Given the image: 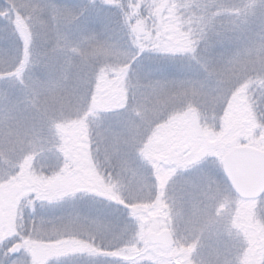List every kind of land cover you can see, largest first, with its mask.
Instances as JSON below:
<instances>
[{
	"label": "rangeland",
	"instance_id": "374dc122",
	"mask_svg": "<svg viewBox=\"0 0 264 264\" xmlns=\"http://www.w3.org/2000/svg\"><path fill=\"white\" fill-rule=\"evenodd\" d=\"M205 4L216 5L219 17L209 32L212 46L204 53L211 58L208 71L187 56L153 64L151 78L168 81L166 89L137 97L143 111L134 116L101 121L80 100V82L90 68L82 62L84 50L75 43L57 47L54 31L36 36L34 47L48 54L34 57L18 77L5 79L3 69L6 57L20 46L13 24L22 20L31 27V7L87 5L82 22L87 30L109 35L118 11L101 0L94 5L89 0H0V240L14 235L17 210L33 186L45 178L60 179L71 166L91 176L97 191H83L50 214L86 217L100 254L67 257L61 264H119L104 253L109 244L132 239L128 229L136 227L134 213L158 217L156 232L171 231L173 249L155 247L175 264H264V196L240 199L220 164L233 146L264 150V92L258 90L255 72L245 79L228 63L255 49L259 67L264 4L168 0L158 19L173 29L181 22L194 28L190 18L200 13L193 6ZM249 5L255 14L233 30ZM70 38L78 41L80 33L73 30ZM218 76L225 81L219 91ZM127 108L118 103L107 111L119 114ZM109 190L111 195H105ZM24 248L37 260L47 253L39 243Z\"/></svg>",
	"mask_w": 264,
	"mask_h": 264
},
{
	"label": "snow or ice",
	"instance_id": "6c2138e0",
	"mask_svg": "<svg viewBox=\"0 0 264 264\" xmlns=\"http://www.w3.org/2000/svg\"><path fill=\"white\" fill-rule=\"evenodd\" d=\"M96 4L97 0H89ZM110 8L118 11L115 18L116 29L109 35L89 32L84 18L88 13L87 5L75 9L57 5L31 7V27L24 21L13 24V34L20 46L16 54L6 57L3 69L5 79L19 76L25 67L40 53L35 47L37 35H47L54 31L57 47L67 49L75 43L84 50L82 62L92 69L80 82V100L91 108L102 121L108 109L118 103L124 108L137 97L148 96L166 89L168 81L152 79V65L163 64L177 56L190 57L204 71H208L211 58L204 53L212 46L209 32L216 27L219 19L216 5L193 6L199 15L190 18L186 26L183 22L178 28H170L158 19L160 0H101ZM264 4V0H260ZM172 5L169 4L168 7ZM255 14V6H246L240 23L232 25L235 30ZM39 29L35 32L34 29ZM73 30L80 33L78 41L70 37ZM216 35H220L216 33ZM204 49L200 48V44ZM255 49H249L246 56L235 55L228 63L233 71H239L245 79L252 72L256 73L258 90L264 92V43H262L259 67L253 59ZM253 67L249 68L248 65ZM225 84L217 79V91ZM141 89L145 91L141 92ZM60 179L42 180L34 185L26 196V202L17 210L15 232L11 237L0 240V264H61L67 257H95L99 255L92 225L86 217L79 214H50L56 206L74 201L83 191L95 194L97 189L92 177L87 173L73 171L71 166L60 174ZM105 195H111L110 190ZM116 199V197H112ZM136 227L129 228L132 239H121L119 243L109 244L105 255L119 261V264H175L166 258L162 251L150 243V234L158 231L161 223L158 217L152 218L147 213H134ZM98 231V229H97ZM105 238H110L104 233ZM23 243L31 247L41 244L47 247V253L41 259L25 252L24 247H13ZM103 243L100 247L103 248Z\"/></svg>",
	"mask_w": 264,
	"mask_h": 264
},
{
	"label": "water",
	"instance_id": "95a60500",
	"mask_svg": "<svg viewBox=\"0 0 264 264\" xmlns=\"http://www.w3.org/2000/svg\"><path fill=\"white\" fill-rule=\"evenodd\" d=\"M221 167L234 193L242 200H257L264 195V150L250 145L232 147L221 159ZM150 243L170 250L175 239L169 229L150 234ZM13 247H24L22 243Z\"/></svg>",
	"mask_w": 264,
	"mask_h": 264
},
{
	"label": "clouds",
	"instance_id": "9594fccd",
	"mask_svg": "<svg viewBox=\"0 0 264 264\" xmlns=\"http://www.w3.org/2000/svg\"><path fill=\"white\" fill-rule=\"evenodd\" d=\"M209 36L211 37V35H209ZM91 70L92 69L89 68L88 72H90ZM136 111H143V107H142V105L133 101L132 103L129 104L128 108L123 110L121 113H119V114H105L102 117V120L103 121H110V120L125 119L130 115L134 116Z\"/></svg>",
	"mask_w": 264,
	"mask_h": 264
},
{
	"label": "trees",
	"instance_id": "16d2710c",
	"mask_svg": "<svg viewBox=\"0 0 264 264\" xmlns=\"http://www.w3.org/2000/svg\"><path fill=\"white\" fill-rule=\"evenodd\" d=\"M174 1L175 4L179 5L183 3L185 0H171ZM142 0H137V3H141ZM161 4L163 5L165 2H168V0H160ZM197 2V0H192V3Z\"/></svg>",
	"mask_w": 264,
	"mask_h": 264
},
{
	"label": "flooded vegetation",
	"instance_id": "af4514ba",
	"mask_svg": "<svg viewBox=\"0 0 264 264\" xmlns=\"http://www.w3.org/2000/svg\"><path fill=\"white\" fill-rule=\"evenodd\" d=\"M193 123L197 124V123H196V121H194ZM190 148H191V149H190V151H191V152H193V151H194V149H195L193 146H192V147H190ZM185 150H186V149H185ZM201 157H202V158L204 157V156H203V154H201ZM7 231H8V229H7Z\"/></svg>",
	"mask_w": 264,
	"mask_h": 264
}]
</instances>
